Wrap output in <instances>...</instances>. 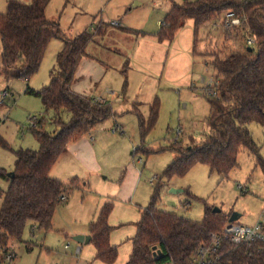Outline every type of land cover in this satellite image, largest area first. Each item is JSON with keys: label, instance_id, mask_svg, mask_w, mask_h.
<instances>
[{"label": "rangeland", "instance_id": "374dc122", "mask_svg": "<svg viewBox=\"0 0 264 264\" xmlns=\"http://www.w3.org/2000/svg\"><path fill=\"white\" fill-rule=\"evenodd\" d=\"M183 1L49 0L47 16L59 22L68 38L84 31L95 33L104 27L105 33L95 35L90 43L73 87L88 95L115 90L121 99L113 104L118 115L84 135L96 134L97 141L92 144L97 151L95 159L85 166L66 155L52 167L51 173L63 181L69 182L73 176L80 181L56 209L52 228L45 231L29 223L22 241H12L7 252L0 249V264H88L85 252L82 255L77 252L82 245L74 240L75 232L89 233L99 205L108 199L115 203V217L110 221L114 227L112 242L118 246V260L125 263L132 250L134 218L139 209L149 205L156 192L160 210L193 221L203 220L206 205L220 209L221 217L240 213L236 221L240 225L255 226L262 219L264 168L248 150H242L238 166L228 177L212 172L202 163L195 164L184 176L171 179L163 176L177 156L171 149L174 142H184L185 146L191 138L200 141L209 131L211 106L205 88L217 79L218 73L211 64L213 57L207 53L235 49L241 43L236 32H225L224 19L200 28L199 53L194 52L193 19L187 20L172 40L160 41L158 32L165 16L175 3ZM6 2L0 0L1 13L6 12ZM63 47V40L52 39L39 71L29 81L7 77L0 70V96L5 89L10 91L5 102H0V135L14 150L39 148L31 132L30 120L34 116L45 117L50 132L57 130L53 112H47L42 100L26 93V89L30 85L40 90L49 84L57 54ZM156 98L160 101L157 123L148 134L142 135L139 117L148 119ZM116 124L124 128V134H112ZM250 130L264 159V127L253 123ZM81 145L88 147L84 140ZM148 149L150 153L146 152ZM15 162V153L0 146V168L12 172ZM156 174L161 181L153 185L150 178ZM8 186V180L0 179V207L2 192ZM123 222L128 224L120 226Z\"/></svg>", "mask_w": 264, "mask_h": 264}, {"label": "trees", "instance_id": "16d2710c", "mask_svg": "<svg viewBox=\"0 0 264 264\" xmlns=\"http://www.w3.org/2000/svg\"><path fill=\"white\" fill-rule=\"evenodd\" d=\"M48 3L49 0H9L6 12H0L2 71L7 77H22L29 81L39 71L52 39L64 41L49 84L41 90L26 89V93L42 100L47 112H53L57 130L46 129L45 117L39 118L35 126L31 125L38 149L14 150L0 135V146L12 150L16 156L13 176L0 168V179L9 181L8 188L2 192L0 208V249L5 252L12 241H22L29 223L45 231L52 228L55 211L65 201L62 197L66 196L67 200L68 194L80 183L78 177L69 182L51 177L52 167L69 143L118 115L111 103L95 102L93 97L73 89L80 63L88 56L87 50L94 36L105 33L104 27L95 33L84 31L68 38L59 22L48 18ZM229 12H233L241 24L232 29L225 28V32H236L241 43L235 49L207 53L213 57L211 64L218 73L217 86L205 88L211 106L207 119L209 131L200 141L191 138L185 146L179 141L171 145L177 156L163 172L168 179L184 176L197 163L206 164L212 172L228 177L238 166L242 150L253 154L264 168L261 146L250 130L253 123L264 127V0H184L182 4L175 3L161 23L158 38L160 41L172 40L186 21L193 19L194 52L199 53L200 28L221 19H224V26ZM249 38L254 40L252 45L248 44ZM159 112L160 101L156 98L148 119L139 117L142 135L155 127ZM158 199L156 192L149 205L140 211V218L135 223L136 232L131 238L132 252L125 264L187 262L212 234L222 232L231 216L221 217L206 205L203 220L197 222L160 210ZM114 206L112 200H106L90 224V243L96 249V258L106 264H116L119 257V249L111 241L114 227L110 216ZM224 252L228 264H264L262 240L239 245L227 243Z\"/></svg>", "mask_w": 264, "mask_h": 264}, {"label": "built area", "instance_id": "2783aa9c", "mask_svg": "<svg viewBox=\"0 0 264 264\" xmlns=\"http://www.w3.org/2000/svg\"><path fill=\"white\" fill-rule=\"evenodd\" d=\"M240 24L241 20L237 18L233 12H229L226 15L224 24V27L226 29H232L233 27L239 26ZM253 43L254 40L249 38L248 44L252 45ZM216 86V80H212L211 83L207 85V87L211 89H214ZM109 93L112 95L115 94L114 91H110ZM215 93L216 92H214V94ZM9 95L10 91L4 90L0 97V102L4 103ZM94 101L109 103L108 99L103 95L95 97ZM38 120V117H32L30 120L31 125L35 126ZM111 132L113 134H116L118 132H120L121 134L125 133L123 127L117 124L111 129ZM92 139L94 140L95 137H92ZM160 180L161 176L159 174H156L152 178H150V183L154 185L157 184ZM62 199L65 200L66 196H63ZM257 240L264 241V215L255 226L240 225L236 222L228 221L224 225L222 232L218 234H212L211 238L200 245L187 262L179 263L170 260L163 264H228L224 260L226 254V252H224V249L227 243L239 245L243 243H252ZM77 252H80V249H78Z\"/></svg>", "mask_w": 264, "mask_h": 264}, {"label": "crops", "instance_id": "0c3cea01", "mask_svg": "<svg viewBox=\"0 0 264 264\" xmlns=\"http://www.w3.org/2000/svg\"><path fill=\"white\" fill-rule=\"evenodd\" d=\"M8 1L9 0H7V4L6 5H8ZM117 25H119L120 26V24H119V22H117ZM1 64H0V70L2 71V59H1ZM78 71V70H77ZM3 72V71H2ZM28 87H30V85L29 86H27V88ZM44 87V86H43ZM42 87V88H43ZM31 88V87H30ZM41 88V89H42ZM40 89V90H41ZM73 89H74V91L75 92H77V93H80V94H83V93H85V92H83V90L82 89H80V88H78V87H76V86H74L73 87ZM5 90H7V89H5ZM4 91V90H3ZM110 91H114L115 92V94L114 95H112V94H110L109 92ZM84 95H88V94H84ZM99 95H103V96H105L107 99H108V101H109V103H111V105L113 106V104H115V102H117V101H119L120 99H121V96L115 91V90H107V91H99L98 93H96L95 95H89V96H91V97H93V98H95V97H97V96H99ZM1 97V96H0ZM117 125H119V124H117ZM121 126V125H120ZM124 129V128H123ZM113 134V133H112ZM92 137H95V139L93 140L92 139ZM88 138V139H87ZM83 140L86 142V143H88V147H86V148H83L82 147V142H83ZM97 141V137H96V134H91L90 135V137H88V136H84L83 138H80L78 141H76V142H73V143H71V144H69L68 146H67V148L65 149V151L63 152V154L61 155V156H66V155H70V156H72V158H73V160H77V161H79L80 163H82V164H84L85 166H86V163L89 161V160H91V159H95V155H96V149H94V148H92V144H94L95 142ZM92 155H94L93 157H91ZM61 156H60V158H61ZM59 158V159H60ZM58 159V160H59ZM72 162V161H71ZM50 176L51 177H53V178H56V179H60V180H62L61 178H58V176L57 175H55L53 172L51 173L50 172ZM74 177H78V176H73V177H71V178H69V181L72 179V178H74ZM65 182H67V181H65ZM66 200V199H65ZM105 202V201H104ZM103 202V203H104ZM2 203V202H1ZM103 203H101L100 205H99V208H98V211H99V209H100V207L103 205ZM1 208V207H0ZM142 209H139V214L134 218V220L137 222L138 220H139V218H140V211H141ZM98 213V212H97ZM114 214H115V211L113 210L112 211V214H111V216H110V221H111V218L113 217H115L114 216ZM97 215V214H96ZM95 215V216H96ZM95 218V217H94ZM125 221H127V220H125ZM136 222H133L134 224L136 223ZM111 223V222H110ZM113 223V222H112ZM130 223V222H129ZM126 224H128V222H123L122 224H120V226H126ZM114 230V229H113ZM135 232H136V227H135ZM76 234H75V236L76 235H78V234H84V235H90V231H89V233H86V232H83V230H77V232H75ZM135 234V233H134ZM134 234H133V236H134ZM132 236V237H133ZM114 237V231H112V235H111V241H112V238ZM131 237V238H132ZM80 244V243H79ZM112 244H114L113 242H112ZM82 246H80V247H78V249H80V252L79 253H81L80 255H82L83 254V252H85L83 255H84V258L88 261V264H106V263H104V262H102V261H100V260H98L97 258H96V249H95V247L94 246H91V247H89V245H91V243H88V244H81ZM83 245H86V247H84ZM114 245H116V244H114ZM117 246V245H116ZM118 247V246H117ZM67 248H68V246H67ZM84 248H85V251H84ZM131 252H132V250H131ZM125 262H123V261H117V263L116 264H124Z\"/></svg>", "mask_w": 264, "mask_h": 264}, {"label": "water", "instance_id": "95a60500", "mask_svg": "<svg viewBox=\"0 0 264 264\" xmlns=\"http://www.w3.org/2000/svg\"><path fill=\"white\" fill-rule=\"evenodd\" d=\"M9 176H13L14 173L13 171L12 172H9L8 173ZM214 212H220V209L218 208H215L214 209ZM241 214L240 213H233L230 218H229V221L230 222H236L239 218H240ZM91 239H92V236L91 235H84V234H78L76 236H74V240L80 244H88L91 242ZM157 254V253H156Z\"/></svg>", "mask_w": 264, "mask_h": 264}]
</instances>
